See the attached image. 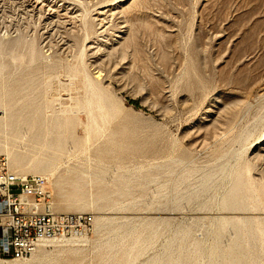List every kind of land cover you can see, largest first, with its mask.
Masks as SVG:
<instances>
[{
	"label": "rangeland",
	"instance_id": "1",
	"mask_svg": "<svg viewBox=\"0 0 264 264\" xmlns=\"http://www.w3.org/2000/svg\"><path fill=\"white\" fill-rule=\"evenodd\" d=\"M0 62L16 71L11 81L32 85L45 115L70 122L51 177L63 183L60 193L47 172L14 168L0 152L18 176L44 178L51 211L93 219L63 236L87 243L47 248L40 264H147L178 225L190 232L186 251L200 249L181 263L153 264H203L214 216L264 223V0H0ZM95 70L112 94L110 111L97 110L86 88ZM36 134L21 124L8 143L29 162ZM223 168L208 207L206 196L181 199L204 172ZM238 168L246 206L223 209L221 191ZM100 195L110 197L96 202ZM109 217L114 226L104 224ZM256 249L254 264H264V234Z\"/></svg>",
	"mask_w": 264,
	"mask_h": 264
},
{
	"label": "bare ground",
	"instance_id": "2",
	"mask_svg": "<svg viewBox=\"0 0 264 264\" xmlns=\"http://www.w3.org/2000/svg\"><path fill=\"white\" fill-rule=\"evenodd\" d=\"M105 12L106 10H102L100 14L104 15ZM15 69H18V67H15ZM15 72L9 71L7 65L3 62H0V110H3V115H0V149L5 151V153L9 156L10 163L14 168H21L23 170L26 168H32L38 173L47 172L49 175L48 179L51 181V177L54 174V169L57 166V160L63 151L62 149L64 146H66L70 122L68 120L61 121L58 114H52L49 117L47 114L45 115L43 112L44 107L41 104L40 99L37 96H34L35 90L32 89V85L24 82L20 83L16 80L11 81L12 76L15 75ZM93 75L97 82L93 83L92 80L88 78L86 81V88L88 91H91L93 95V103H97V110L103 111L107 109L110 111L112 108V106H110V97H112V94L103 88V86L98 81L101 78V72L95 70ZM263 117L264 113L261 117V120H263ZM21 124L24 126L32 125V130H38V134H36L33 144L36 150L33 153L34 156L29 162H27L26 156L17 153L15 146H10L8 143V131L17 130ZM97 133L100 134V132ZM250 134L251 130L247 128V130L240 134V140H244ZM261 152L262 148L259 147L254 151L253 154L257 155ZM237 167L238 166H236V168ZM10 169L12 171L11 166ZM224 170L225 169L223 168L221 170L219 169L218 172H213L212 170L204 172L201 176V181L198 186L185 190L181 199L186 202H190L192 200L197 201L202 196H206L205 201L201 203L203 207H206L212 196L209 193L217 190V188H214V182H216L217 178H219L224 173ZM51 183L53 184L56 194L58 195L61 191V185L63 183L61 184L59 181H51ZM71 185L74 188V191L78 192V184L72 183ZM224 186L226 187V185ZM221 188L222 186H220L218 190ZM223 190L221 191L220 195V206L223 209H231L234 211L235 209H241L246 206L245 203L248 198V193L247 189L245 188L244 172L240 168L233 170L228 187L226 189L224 188ZM122 192V189L115 190V194L121 195ZM109 197L110 196L108 195H100L96 197V202L107 201ZM48 207L50 208V204ZM233 213L228 215H218L217 217L214 216V228L213 230L211 229L212 240L210 244L206 246L207 257L205 254L204 258L206 257V259L203 264H254L255 259L259 256V254L262 253L260 250L254 249L258 246V238L264 234V227L260 226H264V223L262 224L260 221H255V217L252 216L236 215ZM114 218L109 217L105 219L104 224H106V226H114L116 223ZM104 224L96 222V229L102 228ZM127 225L129 224H123V226ZM144 225L147 224H142L141 227H144ZM126 230L128 231V229ZM173 230V236L168 241L167 250H164L159 255V259H156L158 257H155L147 264H153L157 260L161 262L165 259L168 261L175 259L177 262L181 263L183 260L191 258L196 253V251L200 249L199 245L195 243L193 251L188 253L185 249V241H187L186 238L190 233L189 230L183 225H178V227L176 226V229ZM228 231H232L233 235L230 241L225 243L224 238ZM63 236H58L59 238L54 237L41 240L32 253L28 256H31L29 260H21L26 259L27 257L0 259V264H40L41 257L45 254L47 248L51 247L63 250L67 248H73L77 244H84L89 241L87 237ZM109 239L110 237H107L105 241L106 244H108Z\"/></svg>",
	"mask_w": 264,
	"mask_h": 264
},
{
	"label": "built area",
	"instance_id": "3",
	"mask_svg": "<svg viewBox=\"0 0 264 264\" xmlns=\"http://www.w3.org/2000/svg\"><path fill=\"white\" fill-rule=\"evenodd\" d=\"M48 198L42 177L16 175L0 152V259L26 258L41 240L92 224L86 214L54 213Z\"/></svg>",
	"mask_w": 264,
	"mask_h": 264
},
{
	"label": "trees",
	"instance_id": "4",
	"mask_svg": "<svg viewBox=\"0 0 264 264\" xmlns=\"http://www.w3.org/2000/svg\"><path fill=\"white\" fill-rule=\"evenodd\" d=\"M130 105H133L136 109H140V105L137 102H130Z\"/></svg>",
	"mask_w": 264,
	"mask_h": 264
}]
</instances>
